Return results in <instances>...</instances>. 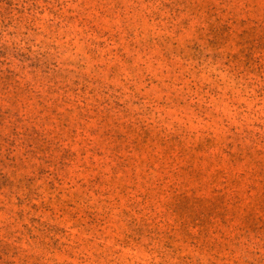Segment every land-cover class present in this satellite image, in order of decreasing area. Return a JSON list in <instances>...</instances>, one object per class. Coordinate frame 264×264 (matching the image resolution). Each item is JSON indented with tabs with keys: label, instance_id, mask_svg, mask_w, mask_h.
<instances>
[{
	"label": "rangeland",
	"instance_id": "1",
	"mask_svg": "<svg viewBox=\"0 0 264 264\" xmlns=\"http://www.w3.org/2000/svg\"><path fill=\"white\" fill-rule=\"evenodd\" d=\"M0 264H264V0H0Z\"/></svg>",
	"mask_w": 264,
	"mask_h": 264
}]
</instances>
